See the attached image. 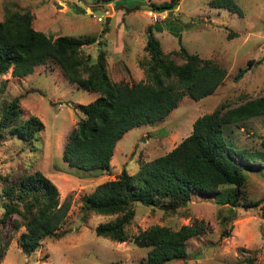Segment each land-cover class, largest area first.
<instances>
[{
    "label": "rangeland",
    "instance_id": "1",
    "mask_svg": "<svg viewBox=\"0 0 264 264\" xmlns=\"http://www.w3.org/2000/svg\"><path fill=\"white\" fill-rule=\"evenodd\" d=\"M159 1L0 0V20L6 8L29 11L33 16L32 28L53 38L97 36L102 44L96 41L82 47L84 53L89 50L86 53L92 59L109 39L110 50L105 51V60L113 82L146 81L137 59L144 56L147 26H153L155 21L161 30L154 26L151 30L164 51L185 46L201 58H212L226 70L223 83L211 95L199 101L184 95L164 119L126 131L116 142L119 151L111 167L95 171L69 167L62 155L67 137L81 117L77 104L93 101L98 93L67 82L59 65L50 59L34 66L26 76L12 75L11 69L0 76V113L17 96L21 117L33 115L44 123L37 137L30 141L10 133L0 138V190L3 176L39 170L56 185L59 202L69 205L66 222L61 226L64 235L44 237L38 249L29 255L22 254L18 245L22 227H13L18 214H9L0 223V264H147V248L135 243V234L156 223L177 229L193 221L202 223L204 233L187 241L189 254L184 259L161 264H264V169L247 173L245 193L255 202L254 206L230 208L212 197L196 194L173 212L162 205L150 207L133 202L135 215L125 225L129 237L124 242L93 231L97 223L113 220L116 214L86 213L81 209L80 197L92 192L98 183L116 178L121 168L136 172L141 163L173 149L191 132L196 117L220 103L236 106L248 97L264 94V0H231L239 13L225 6H214L209 3L211 0H180L170 16L167 11L159 12L156 20L152 14L157 11L140 8L142 4ZM119 40L123 47L114 57L111 47L114 41L118 45ZM240 67L246 70L238 77ZM226 137L236 148L260 149L264 116L249 117L238 126L230 125ZM1 203L0 197V217Z\"/></svg>",
    "mask_w": 264,
    "mask_h": 264
},
{
    "label": "trees",
    "instance_id": "2",
    "mask_svg": "<svg viewBox=\"0 0 264 264\" xmlns=\"http://www.w3.org/2000/svg\"><path fill=\"white\" fill-rule=\"evenodd\" d=\"M179 1L153 2V11L173 12ZM209 3L240 12L231 0ZM32 19L29 11L5 9L0 20V76L9 69L12 75L26 76L34 66L50 59L59 65L67 82L98 93L93 101L77 104L81 117L64 144L63 160L80 171L109 169L114 146L126 131L164 119L184 95L195 101L211 95L226 76V70L217 61L201 58L185 46L164 51L151 30L153 26L161 30L155 21L153 26H147L144 56L137 59L146 81L113 82L106 67L105 48L100 46L94 59L82 49L96 41L102 44L101 39L95 35L53 38L44 31L34 30ZM245 70L246 67H240L237 76ZM255 116H264V94L248 97L236 106L220 103L196 117L191 132L166 154L141 163L136 172L121 168L116 178L98 183L92 192L80 197L81 209L86 213L116 214V217L97 223L94 234L124 242L129 237L125 225L135 215L133 202L150 207L162 205L173 212L196 194L212 197L230 208L254 206L255 202L247 198L245 186L248 172L264 169V138L260 149L236 148L226 132L230 125L238 126L240 121ZM43 126L36 116L21 117L17 96L0 113V138L10 133L30 141ZM1 183L0 223L9 214H18L13 227L23 229L17 238L22 254L35 252L46 236L64 235L61 226L66 222L69 205L59 202L58 189L48 176L35 170L5 175ZM203 227L197 221L184 223L177 229L156 223L135 234L134 241L147 248L145 263L161 264L184 259L189 254L187 241L204 233Z\"/></svg>",
    "mask_w": 264,
    "mask_h": 264
},
{
    "label": "crops",
    "instance_id": "3",
    "mask_svg": "<svg viewBox=\"0 0 264 264\" xmlns=\"http://www.w3.org/2000/svg\"><path fill=\"white\" fill-rule=\"evenodd\" d=\"M107 34H108V33H106L105 35L107 36ZM107 41H108L107 43H106V41H104L103 48H105L106 51H107V50L109 51V50H110V48H109L110 45H109V44H110L111 42L109 41V39H107ZM114 43H115V44L111 47V50H112L111 53H113V56L115 57V56H117V55L119 54V52L122 50L123 42L119 40L118 45H117V43H116L115 41H114ZM84 50H85V49H84ZM87 51H89V50H87ZM87 51H86V52H87ZM86 52H85V53H86ZM95 93H96V92H95ZM95 98H96V97H95ZM95 98H94V99H95ZM114 148H115V149H114V154H115V153H117V152L119 151V149L116 147V144H115ZM115 156H116V154H115L113 157H115ZM113 157H112L111 162H110L111 165H112V163H113V161H114V160H113Z\"/></svg>",
    "mask_w": 264,
    "mask_h": 264
},
{
    "label": "water",
    "instance_id": "4",
    "mask_svg": "<svg viewBox=\"0 0 264 264\" xmlns=\"http://www.w3.org/2000/svg\"><path fill=\"white\" fill-rule=\"evenodd\" d=\"M56 6L59 7L57 3H56ZM140 8H144L145 10H150V11L154 10V6L152 4H142ZM171 14H172V11H168V16H170ZM105 20L106 21L110 20V17L107 15L105 17Z\"/></svg>",
    "mask_w": 264,
    "mask_h": 264
},
{
    "label": "built area",
    "instance_id": "5",
    "mask_svg": "<svg viewBox=\"0 0 264 264\" xmlns=\"http://www.w3.org/2000/svg\"><path fill=\"white\" fill-rule=\"evenodd\" d=\"M158 14H159V13H157V12H154V13L152 14V18H153V20H156L158 17H160ZM98 19L101 20L102 17H101V16H98Z\"/></svg>",
    "mask_w": 264,
    "mask_h": 264
},
{
    "label": "clouds",
    "instance_id": "6",
    "mask_svg": "<svg viewBox=\"0 0 264 264\" xmlns=\"http://www.w3.org/2000/svg\"><path fill=\"white\" fill-rule=\"evenodd\" d=\"M159 13V12H158ZM115 149V148H114ZM113 155H114V153H113ZM113 157V156H112ZM111 162V161H110ZM110 167H111V163H110Z\"/></svg>",
    "mask_w": 264,
    "mask_h": 264
}]
</instances>
